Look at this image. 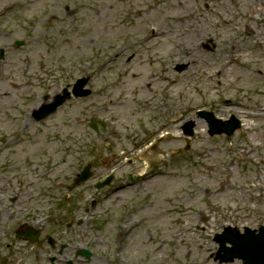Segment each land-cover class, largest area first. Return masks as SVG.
I'll use <instances>...</instances> for the list:
<instances>
[{
    "label": "rangeland",
    "instance_id": "1",
    "mask_svg": "<svg viewBox=\"0 0 264 264\" xmlns=\"http://www.w3.org/2000/svg\"><path fill=\"white\" fill-rule=\"evenodd\" d=\"M180 1L0 0V196L15 198L0 208L3 218L56 212L66 218L60 234L67 238L66 223L89 206L93 222L81 245L95 254L93 264H243L221 262L214 236L228 226L244 232L264 225V76L257 73L264 45L236 34L254 70L228 63L229 15H222L208 63L201 35L190 40L184 25L171 21ZM150 21L170 34L163 43L154 36L158 48L128 63L131 45L152 31ZM123 39L129 48L118 55ZM190 43L197 51L183 58ZM182 63L187 68L179 72ZM83 75L91 77L90 96L72 98L43 121L31 116L46 96L51 101ZM199 109L224 121L235 115L242 126L232 136L210 135ZM190 119L196 133L188 142L181 127ZM139 130L145 143L135 137ZM165 132L162 159L141 179L139 150ZM134 155L131 164L121 161ZM90 162L93 175L76 186ZM110 170L117 177L98 190Z\"/></svg>",
    "mask_w": 264,
    "mask_h": 264
},
{
    "label": "flooded vegetation",
    "instance_id": "2",
    "mask_svg": "<svg viewBox=\"0 0 264 264\" xmlns=\"http://www.w3.org/2000/svg\"><path fill=\"white\" fill-rule=\"evenodd\" d=\"M222 6L227 7L229 13L220 9V0H192V5L189 0L180 1L183 14L182 24L185 30H192V35L190 31L186 33L187 31L183 30V32L185 36H189L190 40H197V35H201L202 38L199 40L201 49L209 53L207 55L201 52L206 60L213 59L209 56L215 52L218 46L214 23L221 22V13L227 17L229 15L228 20L224 22L226 25H230L229 43L232 48L238 46L243 49L245 47L244 41L241 39L242 36L247 37L253 47H263L264 0H230L228 5L224 2ZM236 34L242 36L238 38ZM196 51L195 44L190 43L187 55L190 57L191 53ZM198 59L193 58V60ZM13 218L16 219L14 222L7 223V220L11 221ZM37 220L38 218H25L13 214L10 218V212H6L3 218L0 213V264H21V261L18 262L17 259L23 254H31L33 257L32 261L25 262V264L96 263L91 260L93 252L87 255L77 247L71 232L67 233L69 235L67 238L62 236V233L60 234L62 222L48 224L46 220L44 223L37 224ZM36 229L40 231V236L34 240L35 242H30L29 240L35 239L32 230Z\"/></svg>",
    "mask_w": 264,
    "mask_h": 264
},
{
    "label": "water",
    "instance_id": "3",
    "mask_svg": "<svg viewBox=\"0 0 264 264\" xmlns=\"http://www.w3.org/2000/svg\"><path fill=\"white\" fill-rule=\"evenodd\" d=\"M62 100L59 101V103L62 102ZM54 109L55 107L52 110ZM43 112V114L41 112L42 116L46 115L48 110L45 109ZM211 127L212 133L222 131V129H216L212 123ZM234 128L235 126H232L227 131L231 133ZM228 232L217 238L220 242L221 250L225 251V254H221V251L219 253V257L222 261H232L234 258L238 257L242 258L246 264H264V230L259 235L251 231L245 234L236 233L235 235H230ZM227 242L232 244L231 248L227 247Z\"/></svg>",
    "mask_w": 264,
    "mask_h": 264
},
{
    "label": "bare ground",
    "instance_id": "4",
    "mask_svg": "<svg viewBox=\"0 0 264 264\" xmlns=\"http://www.w3.org/2000/svg\"><path fill=\"white\" fill-rule=\"evenodd\" d=\"M35 3H37V2H35ZM35 3H34V4H35Z\"/></svg>",
    "mask_w": 264,
    "mask_h": 264
}]
</instances>
